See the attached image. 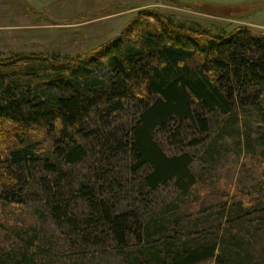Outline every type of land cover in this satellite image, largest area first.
<instances>
[{
    "label": "trees",
    "instance_id": "16d2710c",
    "mask_svg": "<svg viewBox=\"0 0 264 264\" xmlns=\"http://www.w3.org/2000/svg\"><path fill=\"white\" fill-rule=\"evenodd\" d=\"M151 18L102 55L68 64L53 54L24 57L29 62L19 68H11L17 60H0V131L39 129L50 143L44 156L26 145L0 157V198L17 204L23 188L38 184L50 219L68 229L72 246L110 240L124 264H198L215 255L216 244L181 239L178 231L170 233V221L147 213L146 199L160 187L174 183L187 194L197 184L191 155L168 156L155 137L180 141L189 132L203 140L210 126L233 125L239 114L251 113L262 127L257 199L264 207V31ZM123 162L130 181L116 170ZM81 164L88 173L75 184L68 170ZM122 199L129 201L124 209ZM77 201L86 207L80 216L73 210ZM234 208L233 221L249 213L241 202ZM227 239L219 242L218 264L252 263L238 246L249 240L235 234L231 246ZM28 251L0 250V264H40V252Z\"/></svg>",
    "mask_w": 264,
    "mask_h": 264
},
{
    "label": "rangeland",
    "instance_id": "374dc122",
    "mask_svg": "<svg viewBox=\"0 0 264 264\" xmlns=\"http://www.w3.org/2000/svg\"><path fill=\"white\" fill-rule=\"evenodd\" d=\"M151 16L170 18L188 27L199 25L230 32L242 26L262 31L264 0H0V60H17L11 68L27 65L29 61L24 57L46 58L52 54L62 64L76 62L103 53L117 39L133 38L135 24L153 23ZM223 121L219 117L217 122ZM18 129L9 125L0 131L1 158L9 150L26 145L41 156L48 153L49 138L43 131ZM261 129L257 117L246 112L239 114L233 125L210 126L203 140L189 132L183 133L180 141L156 134L166 155H191L190 171L197 184L187 194L174 183L160 187L146 199L147 213L157 215V221H170V233L178 231L181 239L216 244L215 255L198 264H218L219 242L228 238L226 243L236 246L230 239L235 234H241L245 242L249 240L247 247L238 246L250 254V264H264V207L258 206L257 199L261 186L257 139ZM126 169L123 162L116 170L124 176L123 181H130ZM68 171L75 184L88 173L85 164ZM239 202L249 213L233 221L237 215L234 205ZM128 204L122 199L120 209ZM73 210L80 216L86 207L77 201ZM68 236L67 228L54 225L50 219L38 184L23 188L17 204H5L0 198L2 252L28 249L31 254L36 249L40 264H124L110 240L104 246H72Z\"/></svg>",
    "mask_w": 264,
    "mask_h": 264
},
{
    "label": "crops",
    "instance_id": "0c3cea01",
    "mask_svg": "<svg viewBox=\"0 0 264 264\" xmlns=\"http://www.w3.org/2000/svg\"><path fill=\"white\" fill-rule=\"evenodd\" d=\"M262 29H264V28H262ZM262 31H264V30H262Z\"/></svg>",
    "mask_w": 264,
    "mask_h": 264
}]
</instances>
